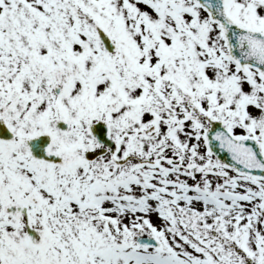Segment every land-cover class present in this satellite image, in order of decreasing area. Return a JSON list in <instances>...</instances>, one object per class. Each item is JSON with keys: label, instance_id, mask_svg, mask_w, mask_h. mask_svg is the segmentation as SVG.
I'll list each match as a JSON object with an SVG mask.
<instances>
[{"label": "snow or ice", "instance_id": "obj_1", "mask_svg": "<svg viewBox=\"0 0 264 264\" xmlns=\"http://www.w3.org/2000/svg\"><path fill=\"white\" fill-rule=\"evenodd\" d=\"M0 264H264V0H0Z\"/></svg>", "mask_w": 264, "mask_h": 264}]
</instances>
